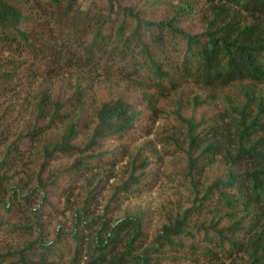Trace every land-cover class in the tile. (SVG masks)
<instances>
[{
	"label": "trees",
	"instance_id": "1",
	"mask_svg": "<svg viewBox=\"0 0 264 264\" xmlns=\"http://www.w3.org/2000/svg\"><path fill=\"white\" fill-rule=\"evenodd\" d=\"M45 17L51 24L35 30ZM0 42L47 68L58 66L63 53L75 67L70 94L39 93L33 122L5 146L0 168L21 139L43 136L35 186L6 190L9 177L0 174V221L41 199L26 228L37 236L0 254L2 264H65L70 244L66 264L83 258V264H161L198 256L222 264L239 254L245 264H264V0H0ZM98 70L103 86L93 89L91 74ZM16 74V68L0 70V94L14 90ZM167 100L177 129L168 138L183 153L179 176L189 206L169 211L151 237L138 212L110 217L113 202L137 192L151 175L140 146L103 214L87 211L104 180H85L70 228L60 226L49 238L41 216L56 211L50 194L61 176L83 180L100 165L113 166L104 145L148 133ZM6 134L0 122V139ZM62 158L71 164L50 168Z\"/></svg>",
	"mask_w": 264,
	"mask_h": 264
},
{
	"label": "rangeland",
	"instance_id": "2",
	"mask_svg": "<svg viewBox=\"0 0 264 264\" xmlns=\"http://www.w3.org/2000/svg\"><path fill=\"white\" fill-rule=\"evenodd\" d=\"M43 3V2H42ZM85 6H88L86 2ZM45 20V21H44ZM51 24L49 18L38 19L34 29L40 31L46 29L43 25ZM64 59L58 62V66L47 68L44 61L32 57L20 47L12 48L0 42V70L16 68V84L14 90L0 94V122L1 128H5L7 134L0 139V164L4 155L5 146L10 140V136L19 135L21 129L30 126L35 116L34 102L41 92H46L59 97H67L70 90L67 88L68 81L73 82L72 74L75 67H71L74 60L67 61L68 56L63 53ZM28 61V64L22 62ZM32 63V64H30ZM92 86L98 89L103 86L102 71H93ZM52 95V96H53ZM154 122L149 123V132L142 130L136 132L128 140L109 141L104 145V149L109 152V156L116 159V163L103 164L94 170L92 174H87L84 179L73 180L63 174L59 180V187L53 189L50 200L55 208V212L44 211L41 216L44 229L48 237L51 238L53 231L60 226L70 228L72 216L75 210L82 206L85 195V180L93 179L96 183L99 179L104 182L100 190L95 195V199L89 203L87 213L101 216L106 205L109 203L114 187L126 180L130 173V163L132 157L140 146H143L142 157L147 158L149 166L148 176L137 192L113 202L115 205L110 217L115 219L122 216L126 211L140 213L146 224L148 235L153 236L158 231L164 221L165 215L175 208H186L189 206V192L187 186L183 184L180 173L185 170L183 153L176 149L175 144L168 137L176 133V123L171 114L174 109L171 101H165L159 106ZM205 108L196 111V116ZM191 110L186 115L191 114ZM146 130V129H145ZM43 136L34 139H21L14 157L11 161L1 166L0 174L5 173L9 180L5 186L7 190L11 185H17L26 191L35 186L36 172L38 171L37 149ZM125 145L127 152L122 155L119 147ZM72 159L62 158L51 164L50 168L64 169L69 166ZM149 185H152L151 187ZM41 199L35 196L30 206L20 204L19 212L15 216L4 217L0 221V254L8 250L21 249L32 241L37 233L35 228L30 227V208H37ZM46 210V209H45ZM85 233H88L85 230ZM88 236L86 237L87 240ZM86 247V246H85ZM120 249V247H119ZM86 250V249H84ZM72 245L63 253V261L68 262ZM86 252L84 251L83 254ZM82 259V263L84 262ZM198 260L189 261L186 259L164 260L161 264H213L208 260L198 256ZM247 257L243 254L235 256L233 259H222V264H245ZM4 260L0 264L4 263Z\"/></svg>",
	"mask_w": 264,
	"mask_h": 264
}]
</instances>
